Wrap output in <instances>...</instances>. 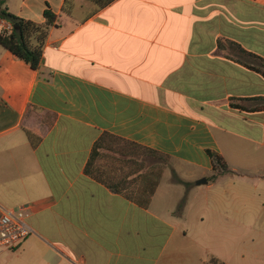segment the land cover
<instances>
[{
	"label": "crops",
	"instance_id": "0c3cea01",
	"mask_svg": "<svg viewBox=\"0 0 264 264\" xmlns=\"http://www.w3.org/2000/svg\"><path fill=\"white\" fill-rule=\"evenodd\" d=\"M4 7L55 22L39 70L0 46V206L28 205L31 229L0 264H240L241 230L256 252L264 0Z\"/></svg>",
	"mask_w": 264,
	"mask_h": 264
},
{
	"label": "trees",
	"instance_id": "16d2710c",
	"mask_svg": "<svg viewBox=\"0 0 264 264\" xmlns=\"http://www.w3.org/2000/svg\"><path fill=\"white\" fill-rule=\"evenodd\" d=\"M99 7H105L115 0H89ZM45 22L36 24L11 14L4 7V0H0V20H5L12 25V31L0 32V46L11 52L16 58L28 64L32 70H39L42 61V47L48 34V29L55 22V16L50 12L44 13ZM264 69V60L262 61ZM259 70V69H258ZM260 71V70H259ZM99 143L93 149L92 158L95 157ZM213 156L212 154H210ZM215 162L223 173H229L218 156H214Z\"/></svg>",
	"mask_w": 264,
	"mask_h": 264
},
{
	"label": "rangeland",
	"instance_id": "374dc122",
	"mask_svg": "<svg viewBox=\"0 0 264 264\" xmlns=\"http://www.w3.org/2000/svg\"><path fill=\"white\" fill-rule=\"evenodd\" d=\"M145 156L148 157L147 154ZM145 166L147 168L152 166L155 167L156 179H159L160 177L162 178L166 173H170V182L171 180L175 183L180 182L178 179V175L175 173V169L177 168V166L175 165V163L168 159L158 156H149V159L147 160V162H145ZM260 187H263V184ZM258 213H264V200L258 203ZM256 224L257 233L255 237H252V239L254 240V244L256 243V252H251V249L253 247L252 243L248 241L246 232L243 230L240 231V236L238 235V239H234V241H231L229 237L225 239V245L232 246V244H234V246L236 245L235 247L239 251L241 250L245 253V258L241 260L240 264H264V220H260L256 222Z\"/></svg>",
	"mask_w": 264,
	"mask_h": 264
},
{
	"label": "built area",
	"instance_id": "2783aa9c",
	"mask_svg": "<svg viewBox=\"0 0 264 264\" xmlns=\"http://www.w3.org/2000/svg\"><path fill=\"white\" fill-rule=\"evenodd\" d=\"M12 25L0 20V32H11ZM30 207L21 205L14 209L0 206V251L16 248L31 234L27 223Z\"/></svg>",
	"mask_w": 264,
	"mask_h": 264
},
{
	"label": "water",
	"instance_id": "95a60500",
	"mask_svg": "<svg viewBox=\"0 0 264 264\" xmlns=\"http://www.w3.org/2000/svg\"><path fill=\"white\" fill-rule=\"evenodd\" d=\"M198 185H202V184H206L207 183V181H206V179H201V180H199L198 182Z\"/></svg>",
	"mask_w": 264,
	"mask_h": 264
}]
</instances>
